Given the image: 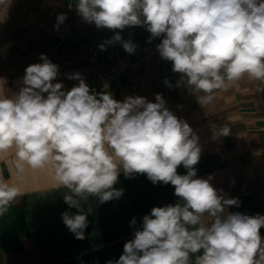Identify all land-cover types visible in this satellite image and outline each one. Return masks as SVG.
Segmentation results:
<instances>
[{
    "label": "clouds",
    "instance_id": "obj_1",
    "mask_svg": "<svg viewBox=\"0 0 264 264\" xmlns=\"http://www.w3.org/2000/svg\"><path fill=\"white\" fill-rule=\"evenodd\" d=\"M75 9L85 22L113 30L105 43L121 42L129 54L137 46L115 30L142 26L149 42L163 37L157 50L180 74L176 86L190 88L201 107L213 102L215 90L226 89V81L244 76L264 91V0H75ZM65 19L61 13L57 24ZM99 47L105 50L104 43ZM39 59L25 68L20 90L0 98V152L15 147L18 172L25 164L54 165L56 188L67 189L64 202L77 209L61 214L76 239L85 238L92 210L86 213L83 203L119 199L123 189L113 186L121 172L126 178L146 174L154 185L174 186L181 202L153 207L119 259L107 264H264V215L228 212L239 199L214 188L213 176H197L199 137L162 94L155 102L142 96L118 101L90 91L79 73L68 75L79 84L65 91L63 83H53L59 66L45 54ZM230 134L227 125L214 133ZM181 165L186 174L177 172ZM21 195L0 182V215Z\"/></svg>",
    "mask_w": 264,
    "mask_h": 264
},
{
    "label": "crops",
    "instance_id": "obj_2",
    "mask_svg": "<svg viewBox=\"0 0 264 264\" xmlns=\"http://www.w3.org/2000/svg\"><path fill=\"white\" fill-rule=\"evenodd\" d=\"M73 7H69V4ZM66 15L62 24L57 16ZM120 31L124 40L137 41L148 53L137 52L135 69L120 73L114 79L103 76L100 61L85 60L80 52L86 41L111 39L114 31L98 29L85 22L75 9V0H0V98L17 93L25 68L42 63L45 54L59 66L53 83H63L70 90L79 80L68 75L79 73L90 91L109 93L123 101L129 96H142L155 102L163 95L166 107L177 118L185 120L199 137L202 149L197 176L210 181L226 197L238 198L239 206L228 212L264 215V91L261 83L244 76L239 81H226V89L215 90V99L201 107L196 95L186 85H177L180 74L172 71V62L161 58L157 45L163 37L149 42L150 33L142 26ZM170 81L173 87L165 84ZM203 95V93H197ZM231 129L228 136H215L222 126ZM15 147L0 152V182L19 188L18 196L0 215V264H107L123 253L124 244L142 225L143 216L153 207L176 204L174 186L153 184L146 174L126 178L121 172L113 186L123 189L119 199L99 203L90 197L82 207L88 213L84 239H76L62 221L63 212L76 213L64 202V188H56L54 165L32 169L26 164L18 172ZM183 165L177 168L186 174ZM135 218L136 224L131 225ZM206 222L210 217L203 218ZM99 242L93 243L92 233ZM264 240V227L260 229ZM195 257H192L194 261Z\"/></svg>",
    "mask_w": 264,
    "mask_h": 264
},
{
    "label": "built area",
    "instance_id": "obj_3",
    "mask_svg": "<svg viewBox=\"0 0 264 264\" xmlns=\"http://www.w3.org/2000/svg\"><path fill=\"white\" fill-rule=\"evenodd\" d=\"M110 39H95L86 41L80 52L85 60L100 61V72L103 76L114 79L120 73H128L135 69L137 59L134 54L137 52L148 53V48L137 41H132L137 47L134 53L129 54L122 46L121 42L105 43ZM105 44V50H101L99 45Z\"/></svg>",
    "mask_w": 264,
    "mask_h": 264
},
{
    "label": "water",
    "instance_id": "obj_4",
    "mask_svg": "<svg viewBox=\"0 0 264 264\" xmlns=\"http://www.w3.org/2000/svg\"><path fill=\"white\" fill-rule=\"evenodd\" d=\"M91 240H92V242L93 243H97V242H99V235H98V233H92L91 234Z\"/></svg>",
    "mask_w": 264,
    "mask_h": 264
}]
</instances>
